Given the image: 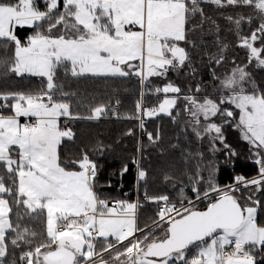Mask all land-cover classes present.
I'll return each mask as SVG.
<instances>
[{
  "label": "snow or ice",
  "instance_id": "6c2138e0",
  "mask_svg": "<svg viewBox=\"0 0 264 264\" xmlns=\"http://www.w3.org/2000/svg\"><path fill=\"white\" fill-rule=\"evenodd\" d=\"M9 81L0 264H264V0H0ZM105 118L136 121L123 135L150 224L139 198L101 183L122 141L77 135ZM164 118L170 129L149 130ZM229 130L256 171L221 183L217 154L238 155ZM153 173L162 187L149 194Z\"/></svg>",
  "mask_w": 264,
  "mask_h": 264
},
{
  "label": "trees",
  "instance_id": "16d2710c",
  "mask_svg": "<svg viewBox=\"0 0 264 264\" xmlns=\"http://www.w3.org/2000/svg\"><path fill=\"white\" fill-rule=\"evenodd\" d=\"M24 34H27V31H24ZM231 38V37H229ZM230 55L236 56L238 61L244 59L242 50H231ZM26 83V82H25ZM13 88L15 87L14 83L9 81L7 84H0V88ZM123 98V103L120 107V112L127 113L130 112L133 108L132 104V95L130 93H121ZM162 124L166 129H170L169 122L167 118L158 120L155 122H148L149 130H152L156 124ZM136 124L135 120H125V119H111L105 118L101 119L99 122H93L91 125L88 124H79L77 125V135L80 137V140L85 139L86 134L91 132L93 136H99L104 140L105 143H115V141H122L121 145L117 147L115 158L108 157L102 161L103 163V172L101 175V183L107 184L110 180L113 187H105V193H111L113 196L118 198H127L129 200H136L139 198L141 202L144 203V208L141 209L140 222L143 225L145 222L151 223L149 217L153 215L155 206L147 203L143 199V195L140 192H137V184L135 179L136 168L132 162V157L136 155L134 149L136 146V139L133 137H126L123 135L128 128L133 127ZM228 143L236 149L238 155L232 157L231 159L226 158L223 153L217 154V161L220 168V179L221 183H230L231 178L234 175H245L252 176L256 171V166L249 161V152L247 150V145L240 141L239 134L235 131L229 130L227 133ZM80 140H77L76 145L69 144L65 151L68 149L75 150L79 144ZM148 159L152 160L155 164V154ZM124 164H127L130 171L128 173L121 175H113V173H120V170ZM144 166L148 167L147 161L144 162ZM149 194L155 193L162 186L159 183V179L156 176V173L152 174V179L149 181ZM126 194V195H125Z\"/></svg>",
  "mask_w": 264,
  "mask_h": 264
},
{
  "label": "crops",
  "instance_id": "0c3cea01",
  "mask_svg": "<svg viewBox=\"0 0 264 264\" xmlns=\"http://www.w3.org/2000/svg\"><path fill=\"white\" fill-rule=\"evenodd\" d=\"M20 35H25L24 32H21Z\"/></svg>",
  "mask_w": 264,
  "mask_h": 264
}]
</instances>
